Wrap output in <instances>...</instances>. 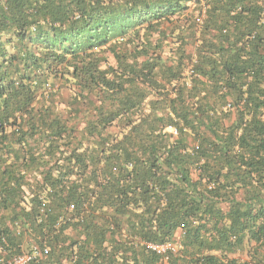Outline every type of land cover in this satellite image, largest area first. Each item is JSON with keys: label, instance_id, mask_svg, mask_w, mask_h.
<instances>
[{"label": "trees", "instance_id": "1", "mask_svg": "<svg viewBox=\"0 0 264 264\" xmlns=\"http://www.w3.org/2000/svg\"><path fill=\"white\" fill-rule=\"evenodd\" d=\"M33 245L264 264V0H0V264Z\"/></svg>", "mask_w": 264, "mask_h": 264}, {"label": "built area", "instance_id": "2", "mask_svg": "<svg viewBox=\"0 0 264 264\" xmlns=\"http://www.w3.org/2000/svg\"><path fill=\"white\" fill-rule=\"evenodd\" d=\"M203 14H204V7L202 10V15ZM192 74H193L192 65H189L186 67L184 71V76L188 77V76H191ZM187 83H189L188 80H187ZM144 110L147 111V109H144ZM171 132L173 133V135L177 134V130L175 128L171 129ZM143 243L147 247V249L161 256L164 262L168 259V256L170 254L177 253L180 248L179 242L172 241V240L165 241L162 243H155V242H148V241L143 242ZM2 251H3V247L0 246V252ZM46 252H47V249H44L43 253H46ZM40 254H41V251L38 249V247L36 245H33L31 246L29 250L15 254L11 256L10 258L6 259L5 261H3L1 264H28L30 261L35 259Z\"/></svg>", "mask_w": 264, "mask_h": 264}]
</instances>
